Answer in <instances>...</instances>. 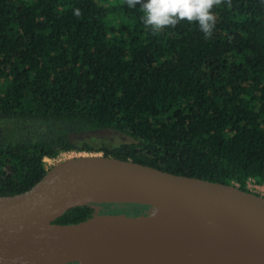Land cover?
Masks as SVG:
<instances>
[{
    "label": "trees",
    "instance_id": "trees-1",
    "mask_svg": "<svg viewBox=\"0 0 264 264\" xmlns=\"http://www.w3.org/2000/svg\"><path fill=\"white\" fill-rule=\"evenodd\" d=\"M212 11L206 39L187 21L154 35L124 0H0V197L29 191L45 159L73 152L246 192L250 181L264 186V0ZM109 130L132 143L77 142ZM95 216L85 204L55 224Z\"/></svg>",
    "mask_w": 264,
    "mask_h": 264
},
{
    "label": "water",
    "instance_id": "water-1",
    "mask_svg": "<svg viewBox=\"0 0 264 264\" xmlns=\"http://www.w3.org/2000/svg\"><path fill=\"white\" fill-rule=\"evenodd\" d=\"M85 204L159 213L55 224ZM0 264H264V198L132 161L76 157L29 191L0 197Z\"/></svg>",
    "mask_w": 264,
    "mask_h": 264
},
{
    "label": "clouds",
    "instance_id": "clouds-1",
    "mask_svg": "<svg viewBox=\"0 0 264 264\" xmlns=\"http://www.w3.org/2000/svg\"><path fill=\"white\" fill-rule=\"evenodd\" d=\"M124 3L130 9L140 5L142 22L154 35L168 27H175L181 21H187L195 22L208 39L216 24L212 10L222 0H124Z\"/></svg>",
    "mask_w": 264,
    "mask_h": 264
},
{
    "label": "rangeland",
    "instance_id": "rangeland-1",
    "mask_svg": "<svg viewBox=\"0 0 264 264\" xmlns=\"http://www.w3.org/2000/svg\"><path fill=\"white\" fill-rule=\"evenodd\" d=\"M77 142L79 145L86 143L94 148H103V147L114 148V147H118L123 144L132 143V139L124 134L109 130V131L97 132L89 136H85L83 138H80V140H78ZM82 156H103V153H92V154L88 152L63 153L56 160L45 159V167L47 170H50L52 167H54L55 165L61 162H64L68 159H73V158L82 157ZM248 189L250 190V193L264 198V186L258 185L255 181H250L248 184ZM102 205L95 206L97 217H102L106 215H126L128 216L126 212L116 213V214L111 213L116 208L117 204H107V205H110V207H102ZM131 208L133 210L135 207L132 206ZM126 210H129V209L126 207ZM157 213H159L158 210L150 209L144 212L139 217H148L150 215H155Z\"/></svg>",
    "mask_w": 264,
    "mask_h": 264
}]
</instances>
